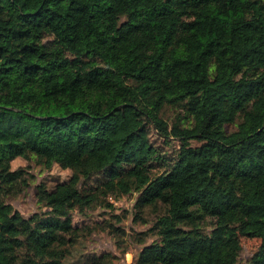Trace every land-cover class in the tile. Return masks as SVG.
<instances>
[{"label":"trees","instance_id":"trees-1","mask_svg":"<svg viewBox=\"0 0 264 264\" xmlns=\"http://www.w3.org/2000/svg\"><path fill=\"white\" fill-rule=\"evenodd\" d=\"M151 126L181 142L155 176ZM18 157L72 171L37 185L40 216L8 201ZM135 191L163 209L135 264H237L242 236L264 264V0H0V264H69L71 211Z\"/></svg>","mask_w":264,"mask_h":264},{"label":"rangeland","instance_id":"rangeland-1","mask_svg":"<svg viewBox=\"0 0 264 264\" xmlns=\"http://www.w3.org/2000/svg\"><path fill=\"white\" fill-rule=\"evenodd\" d=\"M184 107L169 105L164 110V117L170 125L176 119L185 120L188 115ZM234 126H231V129ZM230 129V127H229ZM149 147L156 150L157 158L153 162V176L165 171L168 163L174 161L180 148V141L174 137H164L151 126ZM133 164L124 163L119 171H125ZM12 167L25 168L32 175L29 186L21 193L10 196L8 201L25 217L42 215L47 208L41 205L37 198V185L46 182L50 188L68 179L72 171L55 164L51 169L39 164L36 158L18 157L12 162ZM101 176L94 177L88 184H97ZM139 192H131L122 196L111 195L108 201L112 205H98L82 214L78 209L71 211L73 222L82 230L74 246L70 247L67 256L69 264H82L91 255L112 254V264H135V257L145 244L158 239L151 227L158 215L163 213L160 207H148L140 212L136 207ZM185 233L195 236L207 235L211 227H184ZM261 239L242 236V250L237 264H251L252 257L258 250Z\"/></svg>","mask_w":264,"mask_h":264}]
</instances>
